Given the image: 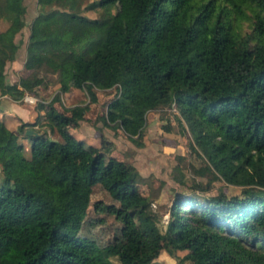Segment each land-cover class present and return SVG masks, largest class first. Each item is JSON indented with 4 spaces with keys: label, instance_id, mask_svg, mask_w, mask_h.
I'll list each match as a JSON object with an SVG mask.
<instances>
[{
    "label": "trees",
    "instance_id": "16d2710c",
    "mask_svg": "<svg viewBox=\"0 0 264 264\" xmlns=\"http://www.w3.org/2000/svg\"><path fill=\"white\" fill-rule=\"evenodd\" d=\"M36 4L25 70L54 72L61 92L81 88L89 100L94 88L114 87L102 120L132 140L141 136L148 111L173 107L188 125L193 152L215 178L240 191L175 193L165 229L156 233L146 225L137 170L86 148L68 131L83 107L51 110L64 125L60 140L39 130L25 134L32 122L14 131L0 120V264H154L161 248L171 256L184 251L176 264H264V0ZM113 4L121 23L112 17ZM24 12L23 0H0V94L13 99L43 82L34 71L5 80ZM50 19L54 33L37 34ZM95 185L105 198H91ZM89 206L116 222L102 244L75 235Z\"/></svg>",
    "mask_w": 264,
    "mask_h": 264
},
{
    "label": "rangeland",
    "instance_id": "374dc122",
    "mask_svg": "<svg viewBox=\"0 0 264 264\" xmlns=\"http://www.w3.org/2000/svg\"><path fill=\"white\" fill-rule=\"evenodd\" d=\"M23 4L25 24L14 36L19 47L14 60L6 62L5 80L14 82L19 76H30L32 71L43 78L42 84L34 87L30 93L36 97L32 103L36 115L31 121H26L34 123L32 127H28L29 129L42 131L48 137L60 140L59 129L63 124L52 117L51 110L62 112L73 105L83 107V129L79 128L77 123L67 128L68 131L75 130L76 136L86 135L83 140L86 148L92 146L93 139H96L102 144L100 151L115 155L137 170L138 186L143 200L148 203L144 211L148 219L146 225L156 233H161L165 229L168 208L175 193H196L198 196L239 194V188L229 186L215 178L206 167L204 159L193 152L188 125L183 120L178 122L173 107L163 106L148 111L141 136L132 140L118 126L105 124L102 120L105 104L115 93L114 87L103 90L94 88V100H89L81 88L70 87L67 91L61 92L54 72L42 68L25 70L22 66L24 46L29 34V23L37 13L38 6L36 0H23ZM110 12L116 22H122V15L116 4L110 7ZM82 13L89 16L97 15V11L92 10ZM4 25V22H0V28ZM55 26L53 19L46 20L37 27V34L51 36ZM241 28L244 31L249 30L248 21H242ZM27 147L28 145L24 149L25 153ZM97 197H106L99 185H95L91 193V198ZM134 221H137L136 217ZM115 224L111 216L103 212L93 214L89 206L86 219L76 230L75 235L86 241L102 244L110 239L116 228ZM183 253L184 251L177 250L175 256H171L161 248L154 258V264H176L178 261L176 256L180 257ZM187 263V260L183 261V264Z\"/></svg>",
    "mask_w": 264,
    "mask_h": 264
},
{
    "label": "crops",
    "instance_id": "0c3cea01",
    "mask_svg": "<svg viewBox=\"0 0 264 264\" xmlns=\"http://www.w3.org/2000/svg\"><path fill=\"white\" fill-rule=\"evenodd\" d=\"M35 115L36 112L33 111L32 104L24 103L19 99H13L5 94H0V120L4 123L7 129L15 131L17 129V126L20 124V122L31 121ZM82 119L83 117L79 119L75 124L77 125L78 123V127L81 129H83ZM90 128L92 129L93 126L91 125ZM86 130L88 131V129ZM74 131L72 130L70 131V133L73 134L74 137L84 140L86 135L81 134L83 137L80 135L76 136L75 135L76 132ZM93 141H94V143H92L93 145L90 146L89 148L93 151H100L102 144L101 143L99 144L98 141H96V139H93ZM26 145H28V143H26Z\"/></svg>",
    "mask_w": 264,
    "mask_h": 264
},
{
    "label": "built area",
    "instance_id": "2783aa9c",
    "mask_svg": "<svg viewBox=\"0 0 264 264\" xmlns=\"http://www.w3.org/2000/svg\"><path fill=\"white\" fill-rule=\"evenodd\" d=\"M24 103L32 104L35 102L36 97L28 92H24L22 96L19 98Z\"/></svg>",
    "mask_w": 264,
    "mask_h": 264
},
{
    "label": "water",
    "instance_id": "95a60500",
    "mask_svg": "<svg viewBox=\"0 0 264 264\" xmlns=\"http://www.w3.org/2000/svg\"><path fill=\"white\" fill-rule=\"evenodd\" d=\"M25 134H27V135H36L37 134V132L36 131H34L33 129H26L25 130Z\"/></svg>",
    "mask_w": 264,
    "mask_h": 264
}]
</instances>
